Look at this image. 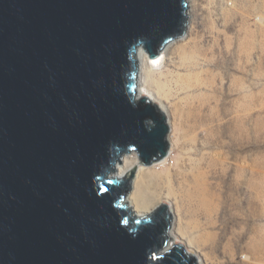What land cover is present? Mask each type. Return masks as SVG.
I'll return each mask as SVG.
<instances>
[{"label": "water", "instance_id": "water-1", "mask_svg": "<svg viewBox=\"0 0 264 264\" xmlns=\"http://www.w3.org/2000/svg\"><path fill=\"white\" fill-rule=\"evenodd\" d=\"M187 0H0V264H197L166 244L172 212L128 206L137 166L169 149L137 97L136 52L186 31ZM119 163H121L119 161Z\"/></svg>", "mask_w": 264, "mask_h": 264}, {"label": "rangeland", "instance_id": "rangeland-1", "mask_svg": "<svg viewBox=\"0 0 264 264\" xmlns=\"http://www.w3.org/2000/svg\"><path fill=\"white\" fill-rule=\"evenodd\" d=\"M187 22L159 66L139 64L138 89L166 109L170 168L139 166L135 152L125 154L134 153L124 168L138 165L128 194L151 202V209L169 202L172 231L183 217L173 198H185L197 211L194 197H208L195 223L215 231L220 246L197 251L201 242L193 236L189 252L203 264H264V0H194L193 7L189 0ZM195 72L202 74L197 87ZM177 91L184 92L175 98ZM168 190L170 197H163ZM179 231L176 241L187 244L190 227Z\"/></svg>", "mask_w": 264, "mask_h": 264}, {"label": "bare ground", "instance_id": "bare-ground-1", "mask_svg": "<svg viewBox=\"0 0 264 264\" xmlns=\"http://www.w3.org/2000/svg\"><path fill=\"white\" fill-rule=\"evenodd\" d=\"M188 1L189 0H187V2ZM191 5H192V7L194 6V0H191ZM186 13L188 15V4H187ZM189 25H193L191 23V21H190ZM186 29H187V26H186ZM185 34H186V31H185ZM172 42H170V43H172ZM166 46L160 51V53L156 57H153V58H150L148 56V54L146 53L145 50H143L142 48H139L137 50V52H136L138 66H139V64H142V62L144 63V60H146L147 63H150V64H153V65L159 66L162 63V60L164 58V51H165L164 49L166 48ZM181 66H182L181 64L178 65V67H181ZM178 67L175 66L176 69H178ZM139 69H140V66H139ZM177 72H178L177 73L178 74V78L180 80H183V74L180 73L179 71H177ZM201 76H202L201 72H199V73L195 72V73H192V75H190V77H193L195 79L194 83L192 84L193 87L199 86L198 78H200ZM185 77L187 78L188 75H185ZM146 91L147 90L144 89L143 87H141L139 89L137 88V94H136L137 97H141V96L148 97L161 110H163L166 113V109L162 106V104L154 101L155 99H154L153 95H151L150 93H148ZM183 92L184 91H177L174 94V97L175 98L180 97L183 94ZM159 96L161 98H163L164 100L167 99L164 94H159ZM178 103L179 102H177V101H174L172 103V106L176 110L179 109ZM166 116H167V113H166ZM169 149H170V144H169ZM169 149H168V153L163 158H161L160 160H157V161H155L153 163H155V164H162V166L165 165V167L170 168V166H169L170 163H169V161H167L169 159L170 154H171V152L169 151ZM131 152H133V151H131ZM125 154H128V153H125ZM125 154H122L123 156H121L119 158V161L121 163H119L118 160L115 162V164H114V171H112V174L113 175H115V176H124L129 170H131V168H130L131 165L128 166V167H125V168L123 166H124L125 162L128 159L127 156L129 157V156H131L134 153H131L130 155H125ZM135 157H137V156H135ZM152 164H150V165H152ZM138 165L140 166L141 164H138ZM138 165H134V166H137L138 167ZM150 165H142V166H150ZM131 187H132V183H131ZM171 193H172L171 190H168V191L165 192V195L163 197H170ZM132 194L133 193L126 195V201L128 202V206L133 210V212L135 214H137V215H144L145 214L146 215V214H148L150 211H152L154 209V208L151 209L152 208L151 202H140L139 203V201H137L136 199H134V196ZM195 195H196L195 192H192V191L191 192L189 191L187 193V197L190 198V199H192ZM197 196H198V198L197 197H194V198H196V200L199 201V205H198L199 206V209L197 211L196 210H193V209H192L193 210L192 211L191 210V207L189 208L187 206L185 198H178V199H177V197L173 198L174 199L175 206H176V210H179L181 207H183V217L179 216V221H178V224H177V227H176L175 230L172 231L171 229H169V232L168 233H169V236H170L171 240H169L168 243L166 244L167 247H169L171 245V243L178 242V243H180V244H182L184 246V248H185L186 251L189 252L190 251L188 249L189 244H190L189 240L194 236V237H197L199 239V241L201 242L199 244L198 243L195 244L196 245V248H197V251H199L201 248H204V249L211 248L213 250L219 248L220 242H221V239L222 238L220 236H218L215 231L208 230L207 228H204L203 227V224L202 225H199V224L195 223V221L199 218V213H197V212L200 211V210H202V208H204L207 205V203H208V199H207L208 197L206 198L202 194H197ZM158 197L160 199V196L159 195H158ZM159 199H157V200H159ZM165 203H167V205L169 207V210H170V206H171L170 203L167 202V201ZM206 208H207V206H206ZM183 225H185L186 227H190V229H191V232L189 234H187V244H184L183 242L176 241V239H175L176 235H174V233H173L175 231V233H177L180 236L182 233L179 230L181 229V227ZM202 240H203V242H202ZM225 249H227V251H228L229 248L226 247ZM207 254L208 255H211L210 253H207ZM196 258H197V256H196ZM205 260H206V258H205ZM197 264H203L202 259H200L199 257L197 259Z\"/></svg>", "mask_w": 264, "mask_h": 264}]
</instances>
